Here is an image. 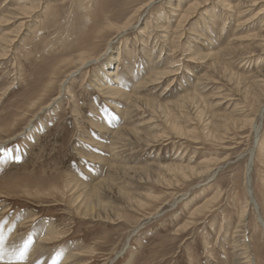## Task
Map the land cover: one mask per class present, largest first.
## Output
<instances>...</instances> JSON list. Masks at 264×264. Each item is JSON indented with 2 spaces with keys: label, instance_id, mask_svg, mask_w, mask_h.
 I'll use <instances>...</instances> for the list:
<instances>
[{
  "label": "rangeland",
  "instance_id": "1",
  "mask_svg": "<svg viewBox=\"0 0 264 264\" xmlns=\"http://www.w3.org/2000/svg\"><path fill=\"white\" fill-rule=\"evenodd\" d=\"M193 2L0 0V224L47 262L264 264V12Z\"/></svg>",
  "mask_w": 264,
  "mask_h": 264
},
{
  "label": "bare ground",
  "instance_id": "2",
  "mask_svg": "<svg viewBox=\"0 0 264 264\" xmlns=\"http://www.w3.org/2000/svg\"><path fill=\"white\" fill-rule=\"evenodd\" d=\"M203 0H195V2H193L192 4H190V6L184 10V12L182 13V15H180V23L182 22H185V20H187L193 10V8L197 7V5H199L200 3H202ZM251 6H259V9L254 13L252 14V17L254 16H257V14H260V13H263L264 12V0H251ZM249 2V1H248ZM144 5V4H143ZM149 5V4H148ZM151 6V5H150ZM142 6L139 8L141 9ZM176 10V8L174 9ZM25 12H28V11H25ZM29 13V12H28ZM25 14V13H24ZM17 15V14H16ZM259 16V15H258ZM13 17V16H12ZM11 17V18H12ZM28 17V16H27ZM14 19V18H12ZM258 19V18H257ZM9 20V19H8ZM11 20V19H10ZM9 20V22H10ZM251 20V19H250ZM12 22V21H11ZM131 22H132V19L131 17L128 18L123 26L122 27V30L120 33L124 32L127 28L131 27ZM178 23V22H177ZM22 23L20 22L19 25H21ZM164 25V24H163ZM177 25V24H176ZM175 25V26H176ZM183 25V24H182ZM22 26V25H21ZM155 26V25H154ZM156 27V26H155ZM181 27V26H180ZM22 28V27H21ZM148 28V27H147ZM162 28V27H161ZM17 29V28H16ZM143 29H146L145 27ZM176 29V28H175ZM180 29V28H179ZM18 30V29H17ZM264 30V29H263ZM145 31V30H143ZM165 31H167L165 29ZM264 32V31H263ZM168 33V32H167ZM16 34V32H15ZM17 35V34H16ZM182 35V34H181ZM180 35V36H181ZM195 35V34H193ZM167 36V35H166ZM196 36V35H195ZM200 37V35H198ZM264 36V34H263ZM165 37V36H164ZM168 37V36H167ZM6 38V37H5ZM8 39V38H7ZM10 39V38H9ZM5 40V39H4ZM7 41V40H6ZM15 41V39H10L8 40L7 42H9V44L13 43ZM8 44V45H9ZM109 48V47H108ZM107 48V49H108ZM162 52V51H161ZM83 56V55H82ZM81 58H79V66L69 74V76L73 75L74 73H76L80 68H82V66L88 64V63H91L92 61H94L95 59H86L84 56ZM116 74V72L114 73V70L112 69L111 71H109L108 73L104 74L103 72L100 73L98 75V77L101 79L100 81H96L97 82V85L101 88L103 86L104 88V85H107L109 88L112 83H117L116 85L119 87L121 86L122 84L124 83H127L128 80L126 79H123V78H119V76H116L115 78H113V76ZM151 78V77H150ZM259 81V80H258ZM258 81L256 83H258ZM262 80H260L261 82ZM65 83V82H64ZM255 83V82H254ZM264 85V83H262ZM262 85V86H263ZM113 86V85H111ZM259 86V85H258ZM97 87V86H96ZM115 87V86H114ZM113 87V88H114ZM116 88V87H115ZM112 89V88H111ZM119 89V88H118ZM99 90V89H98ZM117 90V89H116ZM194 95H184V100H186L187 98L189 97H193ZM262 96V95H261ZM132 99L138 101L140 100L139 97L137 96H132ZM130 99V100H132ZM129 100V102H131ZM264 100V99H263ZM135 101V102H136ZM147 103V101H146ZM260 113L258 114V117H259ZM253 130L256 134H258V131H259V125H258V122L255 121L253 122ZM127 130V128L125 127H121L120 130H118V134L121 132V131H125ZM260 132V131H259ZM126 133L130 134L131 136H137L139 134V131L137 132L136 130L134 129H128L126 131ZM125 133V134H126ZM257 137V135H256ZM82 162V161H81ZM252 161H250V163L248 162L247 165H246V170H245V185H246V192H247V195H248V199H247V204L244 205V206H241L240 207V210H239V215H238V220H237V223H236V228H235V231L236 232H246V229H247V218H248V208L247 206L250 205L253 207V210L255 211L256 213V223H257V226H260L262 228V233L264 234V220L262 218V216L260 215L259 213V210H258V203L257 201L255 200L254 196H253V191H252V185H251V168H252V165H251ZM96 164V163H95ZM173 167H176L177 170L179 169H182L183 166L182 165H178V166H173ZM171 170V169H170ZM185 170V169H184ZM191 173V172H190ZM109 178V177H108ZM108 179H102L100 180L99 182H97V186L100 187V186H105V184L107 183ZM98 187H94V189L91 190L89 194L93 196V194L96 193V189H98ZM22 217V216H21ZM27 219V218H26ZM23 220V219H20V221ZM30 222V221H29ZM8 224V223H6ZM15 226V225H14ZM53 229V227H52ZM16 230V229H15ZM53 231V230H52ZM50 232H49V229L48 227H42V228H38L36 227V230L34 232V237L35 239H38L40 238V236H42V238L44 237V239H48L46 238L47 235H49ZM52 234V233H51ZM55 235V234H54ZM244 236V235H243ZM0 237L3 238V243L2 245H0V251L3 252V256L2 258H0V264H54L55 260L54 258L51 259V261H46V258H48V254H43V252H41V249H39V243L37 245L34 246V243L31 244V241H27L25 244H27L28 246H31V248L28 250V252L25 251V256L23 259H20L19 258V253L22 249H24V245L25 244H21L19 242V239L23 240L22 236L19 237V238H16V236L14 237V230H9L7 229V232L5 230V228L3 227V225L0 224ZM33 239V238H32ZM41 240V239H40ZM35 241V240H34ZM248 242V241H247ZM243 245L245 246V252H249L248 251V248H249V244L244 242L243 241ZM39 249V250H38ZM44 251V250H43ZM28 253V254H27ZM52 254V253H51ZM250 253H247V255L245 256L247 259V261H250L251 260V256L249 255ZM44 256V257H43ZM43 257V258H42ZM19 260V261H18ZM72 260L71 259V255H66L64 260H62V263L61 264H75V262H68ZM21 261V262H20Z\"/></svg>",
  "mask_w": 264,
  "mask_h": 264
},
{
  "label": "snow or ice",
  "instance_id": "3",
  "mask_svg": "<svg viewBox=\"0 0 264 264\" xmlns=\"http://www.w3.org/2000/svg\"><path fill=\"white\" fill-rule=\"evenodd\" d=\"M2 243H3V238L0 237V245H2ZM27 247H28V245L25 244V245H24V249H22V250L20 251V253H19V258H20V259H23V258H24V256H25V251H26ZM2 256H3V252L0 251V258H2Z\"/></svg>",
  "mask_w": 264,
  "mask_h": 264
}]
</instances>
